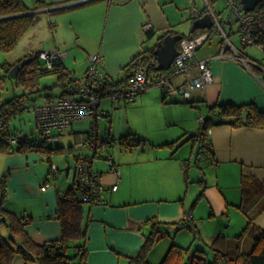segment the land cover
Segmentation results:
<instances>
[{
    "label": "crops",
    "instance_id": "obj_1",
    "mask_svg": "<svg viewBox=\"0 0 264 264\" xmlns=\"http://www.w3.org/2000/svg\"><path fill=\"white\" fill-rule=\"evenodd\" d=\"M23 1L31 7L37 0ZM43 1L47 5L38 9L44 10L37 9L40 24L45 26L47 22L54 27L48 35L54 45L44 49H69L61 61L69 77L78 79L86 76L89 53H99L103 59L99 67L112 82L121 78L126 63L138 52L152 47V41L157 40L164 30L182 34L181 31L189 22L190 32L194 27L193 20L198 18L185 13L186 8L193 7L201 11L205 7H201L198 0ZM148 25L153 29L150 37L146 32ZM35 28L30 27V35L26 32L19 40L18 43L23 42L26 35L29 38L23 42L21 56L14 58L9 65L36 54V46L46 43L48 39L33 38ZM220 49L200 54L198 49L195 57L199 60L210 58ZM209 66L213 82L204 88L193 89L188 98L178 96L177 99L166 101L156 89L145 91L128 102H120L109 96L102 97L99 108L103 115L96 120L95 132L98 140L113 139L112 144L119 146L120 152L117 156L113 155L118 173L111 171L103 162L92 160L89 163L99 173L103 188L101 194L106 202L83 201L81 217L85 237L68 240L73 249L76 245H84V264H129V259L135 257L152 230V223H157L158 242L147 253L145 264H161L172 244L189 249L188 253L184 252L186 257L195 252L206 257L207 261L209 253L212 257L209 261L215 259L214 248L227 251L235 250L238 246L235 243L239 240L237 236L248 220L239 206L242 199V176L264 183V128L215 123L208 130L212 153H204L210 159L206 168L200 166L196 159L200 151L193 161L192 152L186 156L181 146L186 142H191L192 146L197 143L190 137L200 127L197 130L189 129L187 122L199 125V119L210 114V107L227 102H253L263 111L264 88L251 71L230 58H212ZM183 79V76L179 77L175 82ZM43 87L47 89V86ZM59 88L57 93L39 91V95L44 97L45 102L61 94L63 90L61 86ZM46 94L53 96L47 97ZM130 102L134 103L126 105ZM137 113L143 119L141 125L135 124ZM211 117L213 122L219 121L217 113ZM87 120L88 128L82 127L81 123ZM146 121L148 124H145ZM91 125V119H84L75 121L68 128L56 130L58 138L50 145L56 149L49 154L37 151H0V174L3 177L1 192H4V196L0 197V205L5 211L25 219L23 228L30 240L37 244L62 236L58 217L59 197L76 183V160L83 153H88L86 149L89 147L84 139ZM65 129L69 131L63 134ZM150 130L152 135L149 134ZM71 133H78L73 140L79 143L77 147H81V150L74 155L75 147L71 144L67 146L68 152L73 153L74 165L70 166L67 162L66 172L62 174L59 168L61 162L53 161L51 154L65 152L63 141L71 142L65 138ZM128 133H135L144 142L132 149L122 147L117 138ZM25 136L31 138L28 134ZM172 141L176 142L160 146ZM41 160H47L49 165ZM51 164L58 167L57 174L50 171ZM189 172H193L191 181ZM201 179L206 187L201 197H196L193 203L196 191L201 190L198 184ZM190 182L197 183L192 194L188 190ZM45 183H49V186L42 190ZM115 183L117 188L113 190ZM263 206L264 196H261L248 211L250 215L257 213L254 224L261 229H264V211H258ZM180 222L183 225L178 224ZM0 229L3 235L8 236L9 231L5 227ZM190 231L194 237L188 244ZM164 235L170 236L167 241H163ZM170 239L171 244L168 243ZM240 243L243 250L249 249L252 244L248 237H244ZM163 248L165 254L161 252ZM74 253L75 250L70 254ZM19 258L15 264H22Z\"/></svg>",
    "mask_w": 264,
    "mask_h": 264
},
{
    "label": "trees",
    "instance_id": "obj_2",
    "mask_svg": "<svg viewBox=\"0 0 264 264\" xmlns=\"http://www.w3.org/2000/svg\"><path fill=\"white\" fill-rule=\"evenodd\" d=\"M207 1L210 5L214 0ZM46 5L47 4L43 0H37L31 7H28L23 0H0L1 52L13 50L28 29L37 23L39 18L38 12L29 11L43 8ZM205 13H207V9L204 7V9L201 10V15H204ZM215 27V24H213L211 28L193 27L188 34H182V37H194L200 32L208 30L210 39L211 33ZM146 32L150 37L153 34L152 27L149 26ZM169 33L174 34L178 32L169 29L164 30L157 37V40ZM179 43L180 41L177 42V47L179 46ZM155 47L156 44L152 47L143 49L128 63H126L122 69L123 76H120L121 78L114 79L109 87V91L125 87L128 84L129 76L135 73L142 66H146L149 73L153 76H157L162 72L164 73V70L156 69L158 61L157 56L153 51L155 50ZM4 67L7 71H9V68H11L12 65H4ZM52 74L57 75V85L61 86L63 90L59 95H62L65 92V86L71 81V79L61 60L56 61L52 68H47L43 65V61L39 59L36 52V58L20 68L16 81L24 87V91L21 92V94L14 95L9 99L3 101L0 100V113L6 121V125L11 117L15 116L23 109L21 105L23 101L29 98L31 93H36L46 88L41 87L40 85L41 77ZM109 91L108 89L105 92L103 91L102 97L107 96ZM45 96L51 97L53 95L46 94ZM162 99L164 98L162 97ZM209 110L210 114L203 116V126L201 125L200 130L196 134H191L190 137L193 141H198L200 145L203 143L208 144V152H205L207 155H211L212 153L208 130L215 125V123H229L235 127L244 125L264 128V110L262 111L257 108L253 102L238 104L227 102L226 104H219L217 107H210ZM214 113H217V116L219 117V121L217 122L212 121L213 119L211 116ZM8 133L12 132L7 130L5 134ZM18 137L20 138V141L17 145H15V150L18 152L37 151L43 154H49L56 149L52 148L50 145L43 144L42 141L35 138H27L25 135H18ZM106 140L111 141L113 139L107 138ZM117 141L126 149H132L144 142V140L135 133H128L118 137ZM175 142L176 141L168 142L167 144L164 143V145L161 144L160 146L172 145ZM7 146L8 145L4 143L3 135L1 134L0 151H7ZM92 156H96V154L93 153L91 157ZM241 182L242 199L239 206L242 212L247 215L248 220L240 235L237 236L239 240L235 242L238 243L236 249L224 251L223 249L214 248V254L216 256L215 259L207 261L206 257H203V255L195 252L189 253L188 257H186L184 252L188 253V249H182L172 244L161 264H264V229H261L257 224H254L257 213H255V215H250L248 212L253 207L257 199L264 196V183L246 176H242ZM198 184L201 185V190L197 195V199L201 197L203 190L206 187V183H204L203 179L199 180ZM78 188L76 180V183L69 187L59 197L58 217L62 226V236L43 244H37L30 240L23 228L25 224V219L23 217H19L9 211H5L0 205V228L3 226L9 231L8 236H5L0 229V264H13L14 258L18 255L21 256L24 261H35L37 264H68L69 262H74L77 257L79 258L76 263H83V258L85 256L84 245H76L73 249L75 250V253L72 255L69 253L70 246L68 244L69 239L85 237L82 229V203L83 201L92 202L91 200L82 199L79 195ZM2 196H4V192L2 193ZM263 211L264 206L261 211L258 212ZM152 224V230L149 234H147L135 257L133 256L129 259V264L146 263L148 251L158 240V232L156 229L157 223ZM178 224L183 225V222ZM244 237H248L252 243L251 247L246 250L242 249V244L240 243Z\"/></svg>",
    "mask_w": 264,
    "mask_h": 264
},
{
    "label": "built area",
    "instance_id": "obj_3",
    "mask_svg": "<svg viewBox=\"0 0 264 264\" xmlns=\"http://www.w3.org/2000/svg\"><path fill=\"white\" fill-rule=\"evenodd\" d=\"M205 1L207 12L211 13L215 24L224 38V44L220 47V51L210 58L195 57V52L198 48L209 39V31L204 30L194 37H183L178 46V54L174 57L171 66L164 70V73L153 76L149 73L146 66L140 67L135 73L129 76L128 84L125 87L112 89L109 87L112 84V79L104 73L99 67L102 63V56L99 53H89L88 65L86 68V76L84 79L70 78L71 81L65 86V92L53 99L46 100L43 103L34 105L36 117V125L42 137V143L51 145L57 140L56 130L68 128L75 121L91 119L92 125L88 136L84 139V143L93 149L94 153L105 151L104 158L107 160L111 171L118 173L117 168L113 163L112 151H109L108 146L111 141H100L96 136L95 121L100 118L103 113L99 108L102 99V93L108 89L107 96L112 99L132 101L138 95L143 93L148 87L157 86L161 89L162 97L174 98L182 96L188 98L191 91L195 88H204L213 82V73L209 66L212 58H230L235 62H239L247 70L251 71L257 81L264 88V63H259L251 57H247L241 53L235 44H233L228 35L219 24L217 14L213 10L211 4ZM228 9L230 20H237L240 25L238 35L242 46H257L264 53V0L259 2L251 10H243L240 0H225ZM185 13L190 14L194 18L201 16V11L193 7L185 9ZM148 25L147 27H149ZM227 50H231L228 53ZM66 55V52L59 49L38 50L37 56L43 61V65L47 68H52L54 63L61 60ZM251 64L258 68L259 72L254 71ZM184 77L179 82V77ZM26 107V103H22L21 107ZM203 126V116L199 119ZM6 121L0 113V135H3V141L7 146V153L15 151V145L19 143L20 138L17 134L8 133ZM200 151L204 154L208 152V144L200 145ZM94 156L81 155L76 160V173L79 195L84 200H91L93 203H105L102 197L103 188L99 181V173L93 170L89 163ZM50 171L58 173V167L51 164ZM49 183H45L41 189L46 190ZM117 188V183L112 186V189ZM188 219L190 216L187 215ZM68 264H78L69 262ZM84 264V263H81Z\"/></svg>",
    "mask_w": 264,
    "mask_h": 264
},
{
    "label": "rangeland",
    "instance_id": "obj_4",
    "mask_svg": "<svg viewBox=\"0 0 264 264\" xmlns=\"http://www.w3.org/2000/svg\"><path fill=\"white\" fill-rule=\"evenodd\" d=\"M198 4L203 7L205 5V2L204 0H198ZM211 6L213 8V10L216 12L217 14V18H218V21H219V24H221V27L222 29L225 31L226 35H228L230 41L235 44V47L238 48V50L243 53L244 55H246L247 57H251L252 59H255L256 61H258L259 63H264V53L262 51V49L260 50L257 46H242L241 42H240V38H239V35H238V28H239V25L240 23L235 20V21H232L230 20V18L228 17L229 15V11L228 9L225 8L226 6V1L225 0H214L211 2ZM41 23H43V21L41 20ZM187 27L181 31L182 34L186 35L189 33V28H190V23L188 22L187 23ZM36 26V30L35 32L33 33V38L35 39H38L39 37L40 38H45V39H48V35H50V31L51 28L53 29L54 27L53 26H50L49 23L46 22V25L45 26H42L40 24V20L38 19L37 23L33 26L35 27ZM31 32H28L27 31V35H30ZM25 36V38H23V42L25 43L27 41L28 36ZM74 38L75 36H71V38ZM77 40V38H74ZM23 42H20V43H17V45L15 46V48L13 50H10V51H3L1 52L0 51V100H6V99H9L11 97H13L14 95H17V94H21V92L24 91V87L22 85H20L17 81H16V78H11L9 77L8 75V71L5 69L4 65H9L10 62H13L14 61V58L16 57H19L21 56V52L23 50ZM46 43L43 42V46H36V51L38 50H45L44 48L47 47V46H50V45H54V43H52V38H49L47 41H45ZM154 44L157 43V40H154L152 41ZM151 43V44H153ZM224 44V38L222 36V34L220 33L219 29L217 27H215V29H213L212 33H211V38L209 40H207L204 44H202L200 46V49L199 50V54L200 53H205V52H208V51H214L215 49H218L219 47H221L222 45ZM150 46V45H149ZM218 47V48H217ZM59 51H62V52H69V49H65L62 48L60 49ZM217 51V50H216ZM228 53L231 52V50H227ZM91 54V53H90ZM65 58V56H64ZM251 67L253 68L254 71H257L259 72L258 68L255 67L254 65L251 64ZM57 82V76L55 74H52V75H45L43 77H41L40 79V85L41 87L43 86H47V89L42 90L40 91L41 92H59V86L55 85V83ZM151 89H156L158 92H159V95L160 97H162V93H161V89L157 86H150L148 87L145 91H149ZM144 91V92H145ZM178 97V96H177ZM177 97H174L177 99ZM174 98H165L166 101H170ZM123 100H120V102H122ZM24 103L27 104V107H23L22 110H20L15 116L11 117V119L9 120L8 124H7V129L8 131L12 132V133H16L18 135H25V134H28L31 138H35L39 141L42 140V137H41V134L37 128V125H36V117L35 116V111H34V105L36 104H40V103H43L44 102V97L42 95H39V92H34V93H31L30 94V97L29 99L23 101ZM124 102H127V101H124ZM132 103L134 102H130L129 104H126V105H132ZM21 108V107H20ZM149 114V113H148ZM146 118H147V115H146ZM88 121H84L82 122V127L84 128H88L87 124H88ZM198 122V120H197ZM121 123V122H119ZM188 124L186 125L187 128L189 129H195L197 130V128H201V123H199V125L197 123H193V122H187ZM135 124H138V125H141L143 124V119L140 118V113H137L136 114V117H135ZM145 124H148L147 121L145 122ZM144 124V126H145ZM121 125V124H120ZM90 129V128H89ZM64 133L63 134H66L67 131H69V129H65L63 130ZM75 134H78V133H71L69 134V136L65 137V138H69L71 140V142H67V141H63L64 142V147H65V152H55L53 154H51V158L53 161L57 162H61V164H59L61 167V173L64 174L66 172V164H70V166H73L74 164V156H73V153L72 152H68L69 148L67 147L69 144L73 145V147H75L74 149V155L77 154V152H79L81 150V147H77V145L79 143H75V140L74 137L76 136ZM81 134V133H79ZM149 134L152 135V131L150 130L149 131ZM149 136V135H148ZM68 139V140H69ZM56 144V143H54ZM89 147V146H88ZM181 150L186 154V156H189L190 153L192 152V159L193 161H195L196 159L198 160V164L200 166H207L208 164V161H210V159H208V157L203 154L201 151H200V144L199 142L197 141V143H195L193 146L191 144V142H186L185 145H183V147L181 146ZM90 149V150H88ZM86 149L88 153H83L82 155H93L94 151L92 148H88ZM108 149L109 151H112V155L114 156H117V154L120 152L119 151V146H117V144H112L110 146H108ZM139 150V147L137 148ZM151 149V148H150ZM148 149V151L150 150ZM200 151V155L198 158H196L197 156V152ZM1 153V152H0ZM68 156V158H67ZM97 156H102V158H99ZM97 156L93 157V160L95 161H99V162H103L105 163L108 167V163L107 160L104 158L105 156V151L103 152H100V153H97ZM196 158V159H195ZM42 161V160H41ZM42 162H45L47 164V166L49 165L48 161L47 160H44ZM68 162V163H67ZM63 164V165H62ZM63 166V167H62ZM190 175V181H191V177L193 176L191 172H189ZM52 174V173H51ZM3 179L2 175L0 174V197L2 195V192H1V189H2V186H3V181L1 180ZM197 187V183L196 182H190L189 185H188V190H189V193L192 194L193 190ZM200 190H197L196 193L198 192L199 193ZM195 193V197L193 199V203H194V200L196 199L197 197V194ZM199 201V200H197ZM196 206V204H194V207ZM193 207V208H194ZM200 208V207H198ZM195 209V208H194ZM194 209H193V212H194ZM203 210V209H202ZM190 234H191V238L189 239V243L191 241H193V232L190 231ZM170 237L169 235H164V239L163 241H167V238ZM158 242V241H157ZM156 242V243H157ZM155 243V244H156ZM163 242H160V244H162ZM169 244H171V239L168 241ZM155 244L153 246H155ZM159 244V245H160ZM159 245L157 247H159ZM153 246H151L150 250H152ZM185 247L188 248V245H186ZM194 249V248H193ZM70 250V253L73 252V247L70 246L69 248ZM150 250L148 251V254L150 252ZM189 250V249H188ZM161 252L165 254L166 251H164V248L161 250ZM191 252V250H190ZM18 257H21V256H16L14 258V261H13V264H15L16 262V259H18ZM211 255L209 253V256L207 257L208 261L211 259ZM20 260L22 259V264H37L35 261H24V259L21 257L19 258ZM154 262V261H153ZM156 262V261H155ZM159 262V261H157Z\"/></svg>",
    "mask_w": 264,
    "mask_h": 264
},
{
    "label": "water",
    "instance_id": "obj_5",
    "mask_svg": "<svg viewBox=\"0 0 264 264\" xmlns=\"http://www.w3.org/2000/svg\"><path fill=\"white\" fill-rule=\"evenodd\" d=\"M242 4L243 10H251L253 9L256 5L259 4L262 0H240ZM39 11L44 10V9H38ZM38 10H33L29 12H38ZM213 20L211 17V13L207 12L201 17H198V19L193 21L194 27H205V28H211L213 25ZM182 34L180 33H174V34H167L161 39L157 40L156 47L154 53L157 56V61L158 64L156 66V69L158 70H166L168 69L173 60L174 57L178 54V47H177V42L181 40ZM36 58V54L30 55L28 57L22 58L20 61L14 63L10 70L8 71V75L11 78H16L17 74L25 64L30 62Z\"/></svg>",
    "mask_w": 264,
    "mask_h": 264
}]
</instances>
